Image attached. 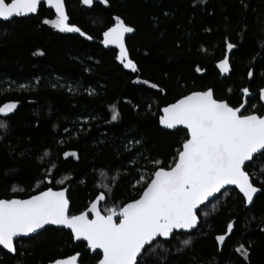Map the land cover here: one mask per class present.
Returning <instances> with one entry per match:
<instances>
[{
    "label": "trees",
    "instance_id": "1",
    "mask_svg": "<svg viewBox=\"0 0 264 264\" xmlns=\"http://www.w3.org/2000/svg\"><path fill=\"white\" fill-rule=\"evenodd\" d=\"M65 2L69 23L84 36L43 23L55 18L45 4L35 16L0 21V105L19 102L14 113L0 115L7 124L0 129V198H27L71 184V214L84 211L101 191V208L118 209L138 198L146 183L135 181L142 173L150 179L152 161L168 166L187 138L185 129L160 127L166 105L212 88L215 98L233 107L247 102L245 114H264V0ZM115 16L135 30L127 46L136 72L116 59L118 50L101 44ZM227 43L235 46L232 71L221 77L218 62ZM73 151L74 157L63 155ZM246 171L256 173L252 181L262 190L252 205L236 189H226L199 210L194 232L157 240L141 264H264V153ZM230 221L233 230L216 241ZM189 237L191 244L181 247ZM241 245L247 259L236 251ZM16 250L11 255L0 248V264H49L83 248L70 232L47 228L18 240ZM93 258L85 253L82 261Z\"/></svg>",
    "mask_w": 264,
    "mask_h": 264
},
{
    "label": "snow or ice",
    "instance_id": "2",
    "mask_svg": "<svg viewBox=\"0 0 264 264\" xmlns=\"http://www.w3.org/2000/svg\"><path fill=\"white\" fill-rule=\"evenodd\" d=\"M41 2L0 0V19L7 21L35 14ZM101 2L107 4L108 0ZM47 3L55 9V18L46 19L43 23L60 32L85 35L79 27L69 23L63 0H47ZM83 4L90 6L93 0H83ZM133 31L120 16H115L112 26L103 32L102 43L116 46L119 49L116 59L124 68L137 71L125 45V35ZM87 38L92 39L91 36ZM226 47L230 50L234 45L227 43ZM218 67L222 72L229 71L227 55L218 62ZM248 75L251 77L252 72L249 71ZM150 86L158 87L156 84ZM242 93L246 97L250 95L247 87L242 89ZM259 97L264 102V88L259 90ZM18 103H3L0 115L7 117L14 113ZM251 107L255 109L256 105ZM242 109H245L244 103L233 107L226 100L215 98L211 88L189 92L163 107L159 124L167 129L183 126L187 138L168 166H161L160 160L152 161L155 171L150 179L145 181L142 173L135 181V184L146 183L138 198L118 209L99 207L106 201V193L101 191L91 201L89 209L70 215L67 189L64 187L57 190L46 187L23 199L0 198V246L15 252L16 238L36 233L46 225H62L71 230L76 240L82 239L89 248L102 250L98 264H141L140 257L146 245L150 246L159 237L169 238L174 230L194 229L198 224L199 207L225 185L236 186L245 203H252L254 195L262 190L252 182L251 177L256 173L250 175L245 167L246 162L253 160L254 154L264 153V114L256 111L243 114ZM118 116L113 106L112 120ZM6 127V121L0 120V129ZM63 155L74 157L77 154L73 151ZM45 181L51 183L47 176ZM232 230L233 222L230 221L227 231L217 235L216 241L224 242ZM180 243L181 247L189 246L191 237ZM236 251L247 259L249 252L243 245ZM79 256L76 253L58 258L51 264H77Z\"/></svg>",
    "mask_w": 264,
    "mask_h": 264
},
{
    "label": "water",
    "instance_id": "3",
    "mask_svg": "<svg viewBox=\"0 0 264 264\" xmlns=\"http://www.w3.org/2000/svg\"><path fill=\"white\" fill-rule=\"evenodd\" d=\"M63 3H64V6H65V11H66V14L68 15V13H67V6H66V2H65V0H63ZM42 4H45L46 5V7H47V9H50V10H53L54 12H55V9L54 8H52L50 5H48V3H47V0H42V2H41V4H40V6H39V8H38V12L37 13H35V14H28L27 16H21V17H24V18H28V17H30V16H35V15H37L38 13H39V10H40V7H41V5ZM14 18H17V17H13V18H11L10 20H7V21H5V20H2V19H0V21L1 22H10V21H12ZM133 28V27H132ZM134 29V28H133ZM135 31V30H134ZM134 31L132 32V33H127L126 35H125V45H126V48H127V51H128V56H129V58L131 59V56H130V54H129V50H128V46H127V39H128V37H130V36H132L133 34H134ZM102 40H103V38H102ZM101 44H102V46L105 48V49H116V50H118V54H119V49L116 47V46H114V45H108V46H105L103 43H102V41H101ZM233 49H235V46L232 48V49H227L228 50V52H227V56H228V58H229V71L228 72H222L221 71V77H225V76H229V74L231 73V71H232V67H231V64H230V57H231V51L233 50ZM132 60V59H131ZM119 61V60H118ZM133 61V60H132ZM120 62V61H119ZM134 62V61H133ZM135 63V62H134ZM128 70H131V69H128ZM132 71V70H131ZM133 72H136V71H133ZM212 89V88H211ZM213 90V89H212ZM200 91V90H199ZM213 92H214V90H213ZM214 96H215V93H214ZM245 104V109H247V107H248V104H247V102H245L244 103ZM245 109H242L241 111H242V113L243 114H245ZM160 127L162 128V129H164V130H167V131H175V130H177V129H184L183 128V126H177L175 129H167V128H165L164 126H162V125H160ZM259 154H254V157H253V160L252 161H250V162H246V166L248 165V164H251L253 161H254V159L258 156ZM245 171H246V167H245ZM247 172V171H246ZM253 182V181H252ZM254 184V183H253ZM255 185V184H254ZM256 186V185H255ZM70 187H71V184H69L68 186H66V187H64V188H66L67 189V191H66V196H67V198H68V200H69V214L70 215H72L71 214V201H70V199H69V191H70ZM257 187V186H256ZM230 188H234V189H236L238 192H239V190H238V188H236V186H234V185H225L219 192H217V193H214L213 194V196H211V197H209V199L207 200V201H205L200 207H199V210L204 206V205H206L207 203H209L210 201H212V200H214L215 198H217L222 192H224L226 189H230ZM54 189V188H53ZM45 190V189H44ZM54 190H57V189H54ZM43 191V190H42ZM259 193L260 192H258V193H256L255 195H254V199H253V202L252 203H250V204H248V205H252L253 203H254V201H255V199H256V197L259 195ZM241 194V193H240ZM34 195V194H33ZM242 195V194H241ZM16 198H18V197H16ZM23 199V198H22ZM95 199V198H94ZM93 199V200H94ZM101 204H102V202H101ZM101 204L99 205V207L101 208ZM89 207H90V204H89V206L86 208V209H89ZM85 209V210H86ZM84 210V211H85ZM199 210H198V212H199ZM198 212H197V216H198V224H197V226L194 228V229H192V230H183V229H180V230H174V232H173V234L175 233V232H177V233H186V234H190V233H192V232H194L199 226H200V224H201V219H200V217H199V215H198ZM47 228H55V229H63V230H66V231H68V232H71V230L70 229H67L66 227H64V226H62V225H46L45 227H44V229H42V230H38L36 233H31V234H28L27 236H22V237H18V238H16V242H15V247H16V243H17V241L18 240H20V239H30V238H32V237H35V236H37V235H39L41 232H43V231H45ZM173 234L169 237V238H162V237H159V238H157L156 240H154L152 243H151V245L154 243V242H156L157 240H159V239H163V240H169V239H171L172 238V236H173ZM73 235V234H72ZM74 237V236H73ZM74 240L76 241V242H80V241H83V242H86V241H84V240H76L75 238H74ZM87 243V242H86ZM147 247H149V245H146L145 246V249L147 248ZM0 248H2L3 249V247L2 246H0ZM87 249H89V250H91L92 251V253H96L97 251H101L102 252V250H100V249H91V248H89L88 246H87ZM145 249L144 250H142L143 251V253H144V251H145ZM5 252H7L8 254H11V255H15V253H16V251L15 252H10V251H8V250H6V249H3ZM80 254V253H79ZM74 255V254H73ZM102 255H103V252H102ZM71 256V255H70ZM68 257V256H67ZM80 257H81V255L78 257V260H77V264H81V263H79V261H80ZM62 258H66V257H62ZM56 260V259H55ZM49 264H51V262L49 263ZM98 264V263H97Z\"/></svg>",
    "mask_w": 264,
    "mask_h": 264
},
{
    "label": "flooded vegetation",
    "instance_id": "4",
    "mask_svg": "<svg viewBox=\"0 0 264 264\" xmlns=\"http://www.w3.org/2000/svg\"><path fill=\"white\" fill-rule=\"evenodd\" d=\"M102 203H103V202H102ZM117 222H118V221H117ZM70 233H71V232H70ZM71 235H72V233H71ZM72 237H73V235H72ZM73 240H74V237H73ZM74 242H75V243H80V244H82V248H83V250L76 251L75 253H73V254L80 253L81 257H80V261H79V263H81V264H97L98 261L102 258V252H101V251H97L96 253H92L91 250L87 249V243H86V242H83V241L76 242L75 240H74ZM85 253H88L89 255L94 256V258L92 259V261H90V262H83V261H82V259H83V255H84ZM73 254H70V255H73ZM70 255H68V256H70ZM64 257H67V256H64ZM59 258H62V257H59ZM57 259H58V258H57Z\"/></svg>",
    "mask_w": 264,
    "mask_h": 264
},
{
    "label": "bare ground",
    "instance_id": "5",
    "mask_svg": "<svg viewBox=\"0 0 264 264\" xmlns=\"http://www.w3.org/2000/svg\"><path fill=\"white\" fill-rule=\"evenodd\" d=\"M68 185H69V184H68ZM68 185H67V186H68ZM65 187H66V186H65Z\"/></svg>",
    "mask_w": 264,
    "mask_h": 264
},
{
    "label": "rangeland",
    "instance_id": "6",
    "mask_svg": "<svg viewBox=\"0 0 264 264\" xmlns=\"http://www.w3.org/2000/svg\"><path fill=\"white\" fill-rule=\"evenodd\" d=\"M94 1V0H93ZM208 204V203H207ZM205 206V205H204Z\"/></svg>",
    "mask_w": 264,
    "mask_h": 264
}]
</instances>
